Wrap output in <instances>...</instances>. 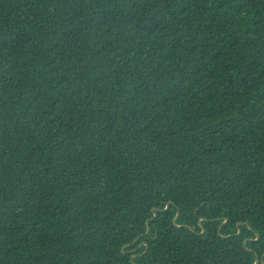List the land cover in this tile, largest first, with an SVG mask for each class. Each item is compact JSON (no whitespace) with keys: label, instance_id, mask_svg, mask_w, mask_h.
Listing matches in <instances>:
<instances>
[{"label":"trees","instance_id":"1","mask_svg":"<svg viewBox=\"0 0 264 264\" xmlns=\"http://www.w3.org/2000/svg\"><path fill=\"white\" fill-rule=\"evenodd\" d=\"M257 257L264 0H0V264Z\"/></svg>","mask_w":264,"mask_h":264},{"label":"water","instance_id":"2","mask_svg":"<svg viewBox=\"0 0 264 264\" xmlns=\"http://www.w3.org/2000/svg\"><path fill=\"white\" fill-rule=\"evenodd\" d=\"M169 209V205H167V207H166V209L165 210H168ZM157 216V213H155V215H154V217H156ZM178 217H179V213L177 214V216H176V218H175V220H174V224H175V226H177V227H184V226H179L178 224H177V219H178ZM202 220V219H201ZM227 222V221H226ZM225 222V223H226ZM149 230H150V227L148 226V232H149ZM203 232H204V229H203ZM257 238H259V236H257ZM244 244L246 245V241L244 242ZM133 257H134V255L133 256H131V259H133ZM259 263V257H257V259H256V263L255 264H258Z\"/></svg>","mask_w":264,"mask_h":264}]
</instances>
